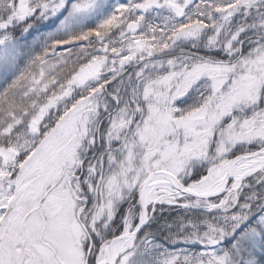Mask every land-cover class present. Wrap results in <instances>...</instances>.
Returning a JSON list of instances; mask_svg holds the SVG:
<instances>
[{
    "label": "snow or ice",
    "instance_id": "snow-or-ice-1",
    "mask_svg": "<svg viewBox=\"0 0 264 264\" xmlns=\"http://www.w3.org/2000/svg\"><path fill=\"white\" fill-rule=\"evenodd\" d=\"M249 178L264 0H0V264H264Z\"/></svg>",
    "mask_w": 264,
    "mask_h": 264
},
{
    "label": "rangeland",
    "instance_id": "rangeland-1",
    "mask_svg": "<svg viewBox=\"0 0 264 264\" xmlns=\"http://www.w3.org/2000/svg\"><path fill=\"white\" fill-rule=\"evenodd\" d=\"M242 15H243V14L238 15V16L234 19V21H233V25H235V24H237V23H239V22L241 21ZM257 19H258V17L256 16V14H255V12H254L253 15L248 16V17L246 18V21H245V22L248 23V24H252V23H254ZM96 22H97V21H95V20H94V21H90L88 26H94V24H95ZM54 26H55V25H53V27H54ZM43 31H45V32L51 31V28H43ZM244 35H246V36L249 37V38H252V37H254V36L256 35V29H254V28H249V29H248V32H247L246 34H244ZM192 43H193V42H188V43L181 44L179 47H177V48L175 49V51L172 53V55H175V56H177V57L181 56V55H182L181 49L189 50V51H192V52L197 51L196 49H193V48L191 47ZM183 54H186V53H183ZM249 180H250V182L254 185V188H255L256 190H259L261 187H264V182H262L261 184H256V182H255L254 179L249 178ZM252 190H253V189H246L245 191H247V192H251ZM176 214H177L176 212L171 213L172 216H175ZM181 214H183V210H181ZM163 215L166 216V215H168V213L165 212V213H163ZM178 246H179V247H184V245H178ZM170 247H172V245H170Z\"/></svg>",
    "mask_w": 264,
    "mask_h": 264
}]
</instances>
